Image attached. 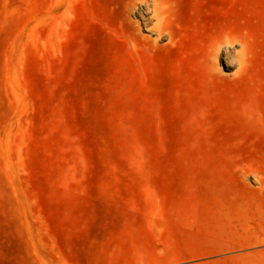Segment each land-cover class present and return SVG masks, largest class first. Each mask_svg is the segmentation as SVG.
Masks as SVG:
<instances>
[{"label":"rangeland","instance_id":"1","mask_svg":"<svg viewBox=\"0 0 264 264\" xmlns=\"http://www.w3.org/2000/svg\"><path fill=\"white\" fill-rule=\"evenodd\" d=\"M0 264H264V0H0Z\"/></svg>","mask_w":264,"mask_h":264}]
</instances>
